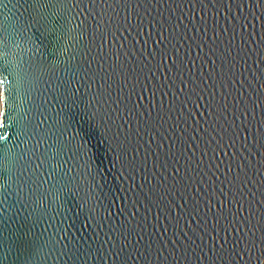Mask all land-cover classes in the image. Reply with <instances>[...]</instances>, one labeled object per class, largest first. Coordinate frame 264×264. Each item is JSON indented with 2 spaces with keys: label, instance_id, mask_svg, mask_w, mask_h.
Here are the masks:
<instances>
[{
  "label": "water",
  "instance_id": "water-1",
  "mask_svg": "<svg viewBox=\"0 0 264 264\" xmlns=\"http://www.w3.org/2000/svg\"><path fill=\"white\" fill-rule=\"evenodd\" d=\"M0 264H264V0H0Z\"/></svg>",
  "mask_w": 264,
  "mask_h": 264
}]
</instances>
